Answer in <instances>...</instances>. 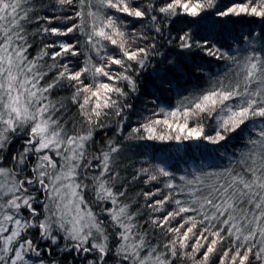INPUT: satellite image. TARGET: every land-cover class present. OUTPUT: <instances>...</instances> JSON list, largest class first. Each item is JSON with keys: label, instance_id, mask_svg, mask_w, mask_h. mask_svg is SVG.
<instances>
[{"label": "snow or ice", "instance_id": "obj_1", "mask_svg": "<svg viewBox=\"0 0 264 264\" xmlns=\"http://www.w3.org/2000/svg\"><path fill=\"white\" fill-rule=\"evenodd\" d=\"M37 6L0 0V264H44L33 257L54 249L68 264H264V0H49L52 15ZM129 18L146 30L129 31ZM81 45L90 55L72 66ZM173 90L175 107L125 137L174 146L153 149L131 178L168 191H145L134 208L122 141L90 151L94 133L117 118L119 136L133 101Z\"/></svg>", "mask_w": 264, "mask_h": 264}, {"label": "trees", "instance_id": "obj_2", "mask_svg": "<svg viewBox=\"0 0 264 264\" xmlns=\"http://www.w3.org/2000/svg\"><path fill=\"white\" fill-rule=\"evenodd\" d=\"M138 2V0H137ZM37 3V11L41 12L42 14L52 15V11L49 7V0H36ZM42 5V7H41ZM130 19V18H129ZM135 24V28L137 31L140 30H146L141 29V22L134 21L130 19V23L128 25V30H132V25ZM57 26H61V22H57ZM33 31H35V25L29 26ZM46 41H51L58 39L56 37H47L45 38ZM60 39H67V40H74V36H70L67 38H60ZM36 47L34 48L32 54L35 55L37 51H39V47H42V41L41 38L37 37L35 41ZM110 47V46H109ZM80 51L83 52V55L78 57H68V60L71 62L72 66H79L86 62V51L84 50L83 46H80ZM221 69L217 67H213L214 72H219ZM146 82L141 79V87L144 86ZM203 83V82H201ZM193 85H183L181 89V93L183 95H187L188 92L192 89ZM149 92L152 91L151 88L148 89ZM71 94V89H65L61 91V97L69 96ZM181 94L177 91H166L163 93V95L160 97V99L156 103H152V96H141L138 101H133L136 104L135 114H129L130 119H127L125 121V124L123 125V131L119 136H117V128L120 127L116 123L117 118H112L106 123L108 124L107 127H105L102 130H97L94 133V141L95 144L90 146V151L94 148L97 152L101 150V145L106 144L108 140H117L120 139L123 143L121 158L123 161L122 167L120 168L121 174L123 177H125L130 183L125 185L126 189V195L129 200L133 202L134 208L139 207L140 205H143L147 203L143 199L142 193L145 191H153L156 188H160L163 193H166L168 190L163 187V182L157 183V182H150L148 184L144 183V177H141L137 180H132L133 174L141 167V166H147L149 163V158L153 154V149H171L174 154V146L169 144H161L159 142H147V141H135V140H128L125 139V137L128 136V134L131 131V128L134 126H138L140 123H143L145 121V117H151V114L153 111H158L160 106L172 108L175 107L178 103V100L180 99ZM70 115H75V106L70 105ZM160 118H163L162 116ZM231 143H236L235 140H233ZM144 145H151L150 147H144ZM20 147V141L17 140L16 143L12 145L11 151H15ZM229 151H233L231 147H229ZM161 153L156 152L157 159L160 157ZM155 162V161H152ZM173 162V161H170ZM197 163H199V159H197ZM226 163V161H225ZM164 178H161L163 181ZM162 197H155L154 199H159ZM124 199V198H121ZM93 207L95 208V204H93ZM170 207V206H166ZM151 210L142 208L141 213L142 216H138V220L141 224H144V221L148 220V214ZM153 215L160 216V213H155ZM175 223V222H173ZM147 225H145L146 227ZM154 242L156 243H162L167 238L164 237L159 231H157V234L155 237H153ZM190 251V249H189ZM33 259H43L44 264H50L52 260H57L60 262V264H68V262L71 260V256H69L67 253H59L58 250H53V255L49 256L45 254L41 258L33 257ZM215 259V257H214ZM77 264H79V260L77 261ZM109 264H113V261L109 259ZM177 264H191V262H185L184 260H178Z\"/></svg>", "mask_w": 264, "mask_h": 264}, {"label": "rangeland", "instance_id": "obj_3", "mask_svg": "<svg viewBox=\"0 0 264 264\" xmlns=\"http://www.w3.org/2000/svg\"><path fill=\"white\" fill-rule=\"evenodd\" d=\"M86 55H87L86 57H88L90 55V53L89 52H86Z\"/></svg>", "mask_w": 264, "mask_h": 264}]
</instances>
